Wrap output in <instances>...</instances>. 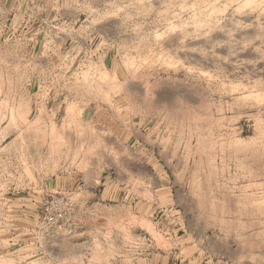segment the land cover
<instances>
[{
	"label": "rangeland",
	"instance_id": "obj_1",
	"mask_svg": "<svg viewBox=\"0 0 264 264\" xmlns=\"http://www.w3.org/2000/svg\"><path fill=\"white\" fill-rule=\"evenodd\" d=\"M242 1L0 0V264H264Z\"/></svg>",
	"mask_w": 264,
	"mask_h": 264
},
{
	"label": "bare ground",
	"instance_id": "obj_2",
	"mask_svg": "<svg viewBox=\"0 0 264 264\" xmlns=\"http://www.w3.org/2000/svg\"><path fill=\"white\" fill-rule=\"evenodd\" d=\"M230 1H231V0H230ZM237 1H238V0H237ZM259 1H260V0H259ZM259 1H258V2H259ZM233 2H234V1H233ZM243 2H247V1L245 0V1H242V3H243ZM261 2H264V0H261ZM236 3H237V2H236ZM214 4H215V3H214ZM231 4H232V3H231ZM257 5H258V3H257ZM260 5H261V4H260ZM260 5H258V6H260ZM229 6H230V4H229ZM231 6H232V5H231ZM262 6H263V3H262ZM227 7H228V6H227ZM235 8H236V7H235ZM258 8H259V7H258ZM206 9H207V8H206ZM211 9H212V8H211ZM214 9H215V8L213 7V11H211V12H209V13H210V14L215 13V12H214ZM238 9H239V7H238ZM236 10H237V9H236ZM209 11H210V10H209ZM234 11H235V10H234ZM263 11H264V9H263ZM263 11H262V12H263ZM221 12H222V10H221ZM236 12H237V11H236ZM201 13H202V12H201ZM203 13H204V12H203ZM222 13H223V12H222ZM239 13H241V12H239ZM205 14H206V13H205ZM175 15H176V14H175ZM200 15H201V14H200ZM206 15H207V14H206ZM206 15H205V16H206ZM215 15H216V14H215ZM217 15H218V14H217ZM232 15H233V14H232ZM245 15H246V14H245ZM263 15H264V13H263ZM219 16H220V15H219ZM226 16H227V15H226ZM229 16H230V15H229ZM207 17H209V15H208ZM207 17H205V20H206ZM211 17H212V15H210V19H211ZM194 18H195V17H194ZM214 18L216 19V17H214ZM218 18H219V17H218ZM263 18H264V17H263ZM164 19H165V18H164ZM192 19H193V18H192ZM203 19H204V18H203ZM194 20H196V19H194ZM208 20H209V19H208ZM217 20H218V19H217ZM217 20H216V21H217ZM219 20H220V19H219ZM212 21H213V20H212ZM214 21H215V20H214ZM191 23H192V22H191ZM196 23L198 24V21H197ZM217 23H218V22H217ZM219 23H221V22H219ZM199 24H200V23H199ZM201 25H202V24H200V25H198V26L200 27ZM216 25H217V24H216ZM192 27H193V26H192ZM201 27H202V26H201ZM204 27H205V26H204ZM193 28H194V27H193ZM197 30H198V29H197ZM223 31H224V30H223ZM221 32H222V31H221ZM224 33H225V32H224ZM204 34H205V33H204ZM222 35H223V34H222ZM231 35H233V34H231ZM203 39H204V38H203ZM206 43H207V42H206Z\"/></svg>",
	"mask_w": 264,
	"mask_h": 264
},
{
	"label": "built area",
	"instance_id": "obj_3",
	"mask_svg": "<svg viewBox=\"0 0 264 264\" xmlns=\"http://www.w3.org/2000/svg\"><path fill=\"white\" fill-rule=\"evenodd\" d=\"M65 219H66V217H65L63 211L60 210L59 214L55 218L56 222H59V221L64 222Z\"/></svg>",
	"mask_w": 264,
	"mask_h": 264
}]
</instances>
